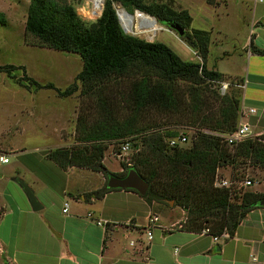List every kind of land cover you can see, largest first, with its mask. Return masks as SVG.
Returning a JSON list of instances; mask_svg holds the SVG:
<instances>
[{
  "label": "trees",
  "instance_id": "1",
  "mask_svg": "<svg viewBox=\"0 0 264 264\" xmlns=\"http://www.w3.org/2000/svg\"><path fill=\"white\" fill-rule=\"evenodd\" d=\"M208 3L212 5L214 0ZM114 5H120L131 15L138 11L150 16L166 28L168 24L179 26L184 31L180 39L195 52L200 63L183 61L162 43L126 35ZM4 24L0 14V25ZM191 24L188 11L146 3V0H106L101 15L90 25L81 21L68 0H30L25 35L36 39L43 48L77 54L82 69L63 91L51 84L41 86L36 81L25 80L38 89H53L60 97H69L78 91L77 82L84 88L81 92L87 94L112 79H132L128 98L131 117L118 121L107 102L99 99L102 120L87 130L81 123L83 137L79 144L50 150L47 158L63 171L86 169L101 173L105 180L109 175L125 177L129 169H133L149 185L142 196L149 206L172 202L185 213L181 229L197 234L207 229L211 236L217 237L225 232L227 239H231L251 211L264 208L259 205L264 200V192L246 191L232 202L228 190L214 187L215 176L225 167H230L232 172L248 166L264 171V135L248 138L234 148H229L216 136L229 135L236 130L241 94L234 90L229 95L219 96L214 91L212 95L219 103L216 110L208 104L205 98L211 93L209 87L226 79L206 66L211 33L192 29ZM249 48L252 54L264 57V49L255 47L253 39ZM3 69L0 67V71ZM7 69L23 70L13 66ZM183 83L188 85L187 104L180 87ZM150 110L169 116L188 112L190 125L198 128L190 147L170 148L167 140L177 135L173 131L147 132L137 127L138 115ZM132 136H140L139 152L132 154L130 166L121 165L122 173H110L103 164L110 142L122 144ZM110 191L114 190L103 188L91 195L101 199Z\"/></svg>",
  "mask_w": 264,
  "mask_h": 264
},
{
  "label": "crops",
  "instance_id": "2",
  "mask_svg": "<svg viewBox=\"0 0 264 264\" xmlns=\"http://www.w3.org/2000/svg\"><path fill=\"white\" fill-rule=\"evenodd\" d=\"M249 2L253 5L250 41L264 49V25H258L264 19V0ZM222 55L232 57L229 52ZM245 55L240 70L227 73L208 60L206 66L243 84L239 121L249 125L250 138H255L264 135V57L252 54L250 48ZM65 117H60L59 128ZM33 134L42 142L65 143L60 134L57 140L39 129ZM50 150H2L9 154V163L0 165V264H264V208L251 211L231 239L214 241L209 235L172 229L183 220L175 216L154 227L148 241L147 217L161 211L156 206L164 203L149 206L127 190L95 199L91 194L106 188L103 175L78 168L63 171L47 158ZM12 159L18 166L8 168ZM92 176L97 179L94 183ZM16 179L33 191L40 211H32ZM65 203L68 210L63 213ZM97 221L107 225L100 227Z\"/></svg>",
  "mask_w": 264,
  "mask_h": 264
},
{
  "label": "rangeland",
  "instance_id": "3",
  "mask_svg": "<svg viewBox=\"0 0 264 264\" xmlns=\"http://www.w3.org/2000/svg\"><path fill=\"white\" fill-rule=\"evenodd\" d=\"M68 1L74 7L81 21L90 25L101 15L106 0ZM146 3L165 4L177 11H188L193 18L192 29L211 33L208 64L211 66L213 63H217L227 73L242 68L246 56L245 51L249 48L251 38L253 5L249 0H214L212 5L208 3V0H146ZM29 5L30 0H0V14L5 20V24L0 25V67L4 68L0 71V149L8 152L13 147L26 150L49 147L51 150H55L71 148L79 144V139L83 137L81 123L87 130L102 120L103 113L98 103L99 99L107 102L118 121L131 117L128 98L132 79H112L99 89L91 90L87 94L81 92L84 88L77 82L78 91L69 97H60L53 89H38L32 82L25 80L27 78L36 81L41 86L51 84L56 89L63 91L74 82L76 75L82 69V61L77 54L43 48L36 39L25 35ZM114 8L119 13L122 9L120 5H114ZM152 19L156 21L154 18ZM156 24L161 27V30L153 35L152 32L149 33L148 29L129 30L122 25L126 29V35L150 43H162L183 61L192 60L195 63H200L195 52L192 53L174 31L157 22ZM218 30L223 31L224 34ZM222 52H229L232 57L225 58ZM8 66L23 68V70L13 72L11 69H7ZM225 79L229 88L224 94L218 91V86L215 83L209 87L211 93H207V98H205L215 110L219 103L214 99L212 92L217 91L219 96H225L238 90L241 94V88L232 86L237 81L229 77H225ZM236 84H240V82ZM187 86L184 83L180 84L185 104L189 102L190 98ZM182 107L184 108V105ZM139 115L137 127L143 128L147 132L173 131L177 134L176 136L186 134L189 141L183 148L190 147L192 137L198 129L190 125L188 112L169 116L150 110ZM60 117H65L61 128H59ZM36 129L56 140L60 134L65 143L42 142V138L33 134ZM56 130L60 131L57 133ZM140 140V136H132L125 140L130 143V153L139 152ZM110 144L105 153L104 165L109 172L119 175L117 172L123 170L121 165H125L115 156L121 142L114 143L112 141ZM15 164L17 167L15 159H12L8 168ZM217 173L221 177L238 182L235 190L230 193L232 202H235L237 200L235 198L246 191L264 192V171L258 168L248 166L232 172L230 167H225L219 169ZM91 179L93 183L97 180L96 176H92ZM246 180L253 181V185L243 187L242 183ZM156 208L161 211H157L156 215L159 217V221L154 227L168 221L169 217L175 216L177 218L183 216V220L179 224L172 225L171 228L178 229L181 224L183 225L186 215L181 209L174 207L173 203L164 202V204L157 205ZM167 212L169 216H167Z\"/></svg>",
  "mask_w": 264,
  "mask_h": 264
},
{
  "label": "built area",
  "instance_id": "4",
  "mask_svg": "<svg viewBox=\"0 0 264 264\" xmlns=\"http://www.w3.org/2000/svg\"><path fill=\"white\" fill-rule=\"evenodd\" d=\"M256 1L262 2V0H256ZM216 84L218 86V91L221 94H224L229 88V84L225 81L218 82ZM234 87L243 88V84H241V83L236 84V85H234ZM253 112H254L253 110H250V113H253ZM240 113H242L241 110H240ZM250 135H251V130H250L249 125L247 123L239 122L234 133L229 134V135H216V136L219 138H222L229 148H234L238 144L243 142L244 140L250 138ZM188 141H189V138L187 137V135L181 134V135L176 136L174 138H169L167 140V143H168V146L170 148H177V147H183L184 145H186V143H188ZM115 156L122 163H125V165H127V166L131 165L132 153H130L129 141H124L121 144V146H120L118 152L115 154ZM8 163H9V154L0 149V165H7ZM237 183H238L237 181H234L232 179H226L224 177L219 176L217 173L215 176L214 187L218 188V189L228 190L229 193H231L235 190V186L237 185ZM252 185H253V181H250V180H246L242 183L243 187H248V186H252ZM67 210H68V204L65 203L64 208H63V213H66ZM88 218H91V215H88ZM158 221H159V217L156 214L151 213L148 215L146 227L144 228V232L147 236L148 241H150L152 239V230H153L155 224L158 223ZM96 224L100 227L105 228V226L107 225V222L97 221ZM198 234L211 236L207 229L203 230L201 233H198ZM211 237L214 241H217L220 238L227 239V235L225 232L221 236H218V237L217 236H211Z\"/></svg>",
  "mask_w": 264,
  "mask_h": 264
},
{
  "label": "water",
  "instance_id": "5",
  "mask_svg": "<svg viewBox=\"0 0 264 264\" xmlns=\"http://www.w3.org/2000/svg\"><path fill=\"white\" fill-rule=\"evenodd\" d=\"M143 14L138 11H135L133 15L128 14L131 17H134L135 14ZM116 16L118 19V22L120 24V27L122 28V31L125 33V30L121 26L119 17H118V11L116 10ZM262 25H264V19L260 21ZM168 28L171 31H174L179 37L183 36L184 31L177 25L168 24ZM15 182L21 187L23 190L30 206L33 212H38L42 209L40 203L37 201L33 191L21 180L16 179ZM106 188L110 190H132L136 192L140 197L144 196L149 188V185L141 179L138 174L133 170L129 169L128 173L125 177L119 178L115 177L113 175H109L107 182H106ZM172 204V202H170ZM260 206L264 207V200L260 201Z\"/></svg>",
  "mask_w": 264,
  "mask_h": 264
},
{
  "label": "bare ground",
  "instance_id": "6",
  "mask_svg": "<svg viewBox=\"0 0 264 264\" xmlns=\"http://www.w3.org/2000/svg\"><path fill=\"white\" fill-rule=\"evenodd\" d=\"M118 17H119L121 26L123 27V25H124L129 30L130 29L133 30L135 28L148 29L149 33L152 32L151 33L152 35L161 30V27H159L156 24V21H154L152 18L146 16L145 14H138L137 13L134 15V17H131L127 14V12L125 10L121 9L120 13L118 11ZM123 29L126 32V29L124 27H123Z\"/></svg>",
  "mask_w": 264,
  "mask_h": 264
},
{
  "label": "flooded vegetation",
  "instance_id": "7",
  "mask_svg": "<svg viewBox=\"0 0 264 264\" xmlns=\"http://www.w3.org/2000/svg\"><path fill=\"white\" fill-rule=\"evenodd\" d=\"M119 178H122V176H118Z\"/></svg>",
  "mask_w": 264,
  "mask_h": 264
}]
</instances>
